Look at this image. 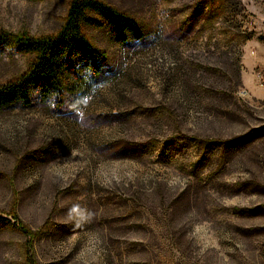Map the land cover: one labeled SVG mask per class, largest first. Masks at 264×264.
Wrapping results in <instances>:
<instances>
[{
    "label": "rangeland",
    "instance_id": "rangeland-1",
    "mask_svg": "<svg viewBox=\"0 0 264 264\" xmlns=\"http://www.w3.org/2000/svg\"><path fill=\"white\" fill-rule=\"evenodd\" d=\"M71 1L0 0V86ZM99 1L141 38L84 26L102 74L0 111V264H264V0Z\"/></svg>",
    "mask_w": 264,
    "mask_h": 264
},
{
    "label": "trees",
    "instance_id": "trees-1",
    "mask_svg": "<svg viewBox=\"0 0 264 264\" xmlns=\"http://www.w3.org/2000/svg\"><path fill=\"white\" fill-rule=\"evenodd\" d=\"M103 23L119 41H127L130 36L141 38L136 20L99 0H72L64 25L54 36L19 37L16 42L18 51L35 54L36 59L18 80L0 86V111L17 106L29 109L36 101L65 100L67 81L76 77L82 67H88L96 76L101 75L107 58L84 34L83 27ZM251 136L235 140L232 144L248 140ZM11 224V220L0 213V231Z\"/></svg>",
    "mask_w": 264,
    "mask_h": 264
}]
</instances>
